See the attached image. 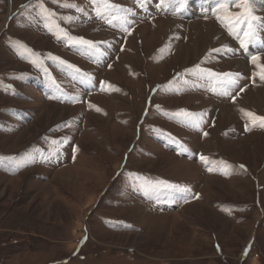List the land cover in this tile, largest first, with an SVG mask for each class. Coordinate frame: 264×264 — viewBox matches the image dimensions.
Segmentation results:
<instances>
[{
  "label": "rangeland",
  "instance_id": "obj_1",
  "mask_svg": "<svg viewBox=\"0 0 264 264\" xmlns=\"http://www.w3.org/2000/svg\"><path fill=\"white\" fill-rule=\"evenodd\" d=\"M209 1L109 0L125 32L103 0H0V264H264V128L240 111L264 116V44L241 49ZM41 2L106 55L58 40ZM198 64L241 79L221 95Z\"/></svg>",
  "mask_w": 264,
  "mask_h": 264
},
{
  "label": "snow or ice",
  "instance_id": "obj_2",
  "mask_svg": "<svg viewBox=\"0 0 264 264\" xmlns=\"http://www.w3.org/2000/svg\"><path fill=\"white\" fill-rule=\"evenodd\" d=\"M55 2V0H54ZM96 2V0H94ZM166 2H170V0H160V4L164 5ZM179 4L182 7L184 4V0H179ZM254 0H218L216 8L213 9V13L217 15V19L221 21L229 30L231 34H233L240 42V48L244 51H248L250 44H264V37L261 36V33H264V18L258 17L254 14ZM141 6H145L144 0H141ZM234 6L239 9L237 12H232L230 9ZM41 9V14L44 15L45 20V27L56 36L58 40L64 39L70 46H83L89 53V55H93L96 57H103L106 55L100 49L99 43L93 42L91 40H86L83 37L71 36L68 31L62 28L59 23L55 20L57 14L45 7V5L41 2L39 5ZM61 7L67 8H76L77 11H83L77 4L68 2L65 0L64 3L61 4ZM103 7L105 9V13L110 16L111 18L107 19L106 22L109 24H113V21H119V26L125 32H127L128 25L132 23V21L128 18L126 14L124 15H112L111 10L113 8H117L118 6L111 4L109 0H103ZM126 12H130L131 10H125ZM98 15H103L98 11ZM60 19L65 20L66 22H72L76 17H61ZM14 45L21 50V54L28 53L29 55L36 57L32 60L34 64H39V54L34 53L33 50L29 49L23 42L21 41H14ZM212 52H234L235 49L227 48L226 46L221 49H212ZM53 59L59 60L58 57H51ZM251 63L256 66L257 71L253 72V76H259V78L264 81V63H261V57L259 55H251L250 56ZM61 63H67L65 61H60ZM70 67L71 66L69 65ZM79 71V69H75ZM187 71H193L199 75H208L215 78L216 82L220 85L222 89L220 91L221 95L228 96L230 95V89L238 84L239 80L241 79L240 73H233V72H224V73H214L211 69H203L200 65H196L194 69H186ZM88 82L91 83V77L89 76ZM105 82H101V88L103 90V85ZM171 84V82H169ZM110 89L114 86L109 85ZM162 87V86H158ZM119 90V89H115ZM216 91L217 89L214 87L212 89ZM243 91V89H241ZM93 107L92 105H89ZM97 111H101V109L96 108ZM240 111L244 114L245 118L248 120V123L245 125L246 129L251 125L252 127H262L264 128V116H258L251 111L246 109H240ZM175 117L182 118L186 120L190 126L192 127H200L202 123V118L198 117V114L188 112L184 109L178 110L177 112L173 113ZM207 135V133H204ZM53 143H58L54 141ZM75 151V149H74ZM0 159H12L11 157H0ZM200 159L208 165L210 162L209 158L206 156H201ZM241 168L244 166L241 165ZM213 169L209 167V171ZM168 188V189H175L177 192L185 193L188 192L189 189L186 187H181L179 185L170 184L164 181H156V182H146L145 191H154L159 188Z\"/></svg>",
  "mask_w": 264,
  "mask_h": 264
},
{
  "label": "bare ground",
  "instance_id": "obj_3",
  "mask_svg": "<svg viewBox=\"0 0 264 264\" xmlns=\"http://www.w3.org/2000/svg\"><path fill=\"white\" fill-rule=\"evenodd\" d=\"M201 2L209 3V0H200Z\"/></svg>",
  "mask_w": 264,
  "mask_h": 264
}]
</instances>
